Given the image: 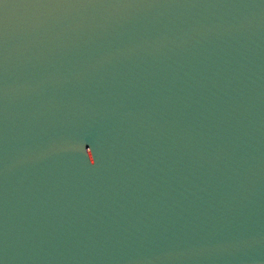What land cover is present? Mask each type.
Returning a JSON list of instances; mask_svg holds the SVG:
<instances>
[{
    "label": "water",
    "instance_id": "95a60500",
    "mask_svg": "<svg viewBox=\"0 0 264 264\" xmlns=\"http://www.w3.org/2000/svg\"><path fill=\"white\" fill-rule=\"evenodd\" d=\"M0 264H264V0H3Z\"/></svg>",
    "mask_w": 264,
    "mask_h": 264
},
{
    "label": "snow or ice",
    "instance_id": "6c2138e0",
    "mask_svg": "<svg viewBox=\"0 0 264 264\" xmlns=\"http://www.w3.org/2000/svg\"><path fill=\"white\" fill-rule=\"evenodd\" d=\"M3 2V0H0V3H2Z\"/></svg>",
    "mask_w": 264,
    "mask_h": 264
}]
</instances>
